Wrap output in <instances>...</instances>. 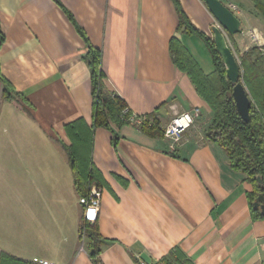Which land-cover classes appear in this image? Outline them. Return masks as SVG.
Wrapping results in <instances>:
<instances>
[{
  "label": "crops",
  "instance_id": "crops-1",
  "mask_svg": "<svg viewBox=\"0 0 264 264\" xmlns=\"http://www.w3.org/2000/svg\"><path fill=\"white\" fill-rule=\"evenodd\" d=\"M180 1L191 22L213 35L217 20L206 2ZM223 2L243 19V31L229 36L238 58L257 46L250 29L264 46L254 2ZM179 24L174 0H0V259L148 264L140 257L146 253L158 264L180 252L190 264H264V219L254 217L250 200L255 187L206 138L212 109L174 62L171 39L207 74L211 54ZM89 45L102 52L106 90L127 102L131 116L165 129L177 113H201L176 144L132 121L115 129L116 141L112 131L94 129L92 162L103 179L91 184L103 192L95 259L87 238L82 245L84 207L74 182L69 187L63 146L71 144L66 125H93ZM3 79L21 96L5 98Z\"/></svg>",
  "mask_w": 264,
  "mask_h": 264
},
{
  "label": "trees",
  "instance_id": "trees-1",
  "mask_svg": "<svg viewBox=\"0 0 264 264\" xmlns=\"http://www.w3.org/2000/svg\"><path fill=\"white\" fill-rule=\"evenodd\" d=\"M252 1L264 18V0ZM174 2L180 17L179 29H183L189 35H196L205 42L212 57L214 70L209 74L204 73L201 65L177 37L171 39L173 60L191 77L197 91L212 109V121L206 138L222 145L228 152L232 167L248 175L255 187L254 192L250 194L252 213L255 218L264 219V211L253 207L256 197L264 191V53L261 47L255 46L239 54L243 71L241 80L252 98L251 119L244 121L233 98L234 85L229 80L213 36L203 32L191 22L180 0H174ZM70 18L73 19L72 15ZM78 29L80 31L79 27ZM88 52L94 99L93 125L89 127L84 119L66 125L71 144L63 143L68 153L74 186L79 196L88 194L94 180H97L100 185L103 184L102 175L92 162L94 129L102 127V129L112 131L113 139L116 141L115 129L131 122L127 102L121 96L105 88L101 50L89 45ZM3 80L5 98L21 96L22 93L16 92L11 83ZM126 109L127 112H124ZM141 126L150 135L164 136V128L158 121L151 125L145 121ZM260 175L263 177L262 187L259 186L257 180ZM81 221L80 235L88 239L90 255L95 259L100 254L102 245L98 222H90L85 217ZM176 254L174 260L164 258L158 264H190L182 253L177 252ZM0 264L31 263L3 253Z\"/></svg>",
  "mask_w": 264,
  "mask_h": 264
},
{
  "label": "water",
  "instance_id": "water-1",
  "mask_svg": "<svg viewBox=\"0 0 264 264\" xmlns=\"http://www.w3.org/2000/svg\"><path fill=\"white\" fill-rule=\"evenodd\" d=\"M204 1L218 23L212 25L213 39L221 59H223L229 80L234 85L233 98H235L237 109L242 119L249 121L251 119L250 108L252 106V98L246 85L241 80L243 75L241 63L228 40V36H235L243 31V19H240L236 12L228 4L226 5L223 0ZM257 180L259 186L262 187L263 177L260 175L257 177ZM253 207L264 211V191H261L256 197ZM140 257L148 264L152 263L151 258L146 253H142Z\"/></svg>",
  "mask_w": 264,
  "mask_h": 264
},
{
  "label": "built area",
  "instance_id": "built-area-1",
  "mask_svg": "<svg viewBox=\"0 0 264 264\" xmlns=\"http://www.w3.org/2000/svg\"><path fill=\"white\" fill-rule=\"evenodd\" d=\"M228 6L231 7L233 10H239V8L232 3L228 4ZM249 32H250L252 41L256 43L257 46L261 47L264 53V48H263V45H261V41H260V37L258 33L253 29H250ZM228 40H229V36H228ZM239 61L241 63L240 59ZM124 112H127V109ZM200 115L201 113L198 108L193 109V111L187 110V111L177 113L171 119V121L166 125L167 127H165L164 129L165 137L167 139H170L173 144L180 142L183 135L194 125L196 119ZM130 120L138 125H143L146 121L145 117L141 115H136V114H133L130 117ZM102 195H103V192L99 187L91 186L88 194L80 197V203L84 207V217L86 220L90 222H94L96 218L98 217L100 207H101V202H102ZM34 261L38 262L39 264H55L48 260H43V259H38V258H34Z\"/></svg>",
  "mask_w": 264,
  "mask_h": 264
},
{
  "label": "rangeland",
  "instance_id": "rangeland-1",
  "mask_svg": "<svg viewBox=\"0 0 264 264\" xmlns=\"http://www.w3.org/2000/svg\"><path fill=\"white\" fill-rule=\"evenodd\" d=\"M234 11H236V10H234ZM264 19V18H263ZM213 36V35H212ZM247 37H249V36H247ZM235 52V51H234ZM235 54H236V52H235ZM236 56H237V54H236ZM237 58H238V56H237ZM239 59V58H238ZM67 178H68V183H69V187H71L72 185H73V175H72V172H71V169H70V167H69V165L67 166ZM72 195V194H71ZM71 195H69V196H71ZM72 198V197H71ZM78 199V195H77V193L75 192V195L73 196V199L75 200V199ZM77 207H78V209L80 208L79 207V204H77ZM82 245L84 246V247H86V237L84 236L83 237V240H82Z\"/></svg>",
  "mask_w": 264,
  "mask_h": 264
}]
</instances>
